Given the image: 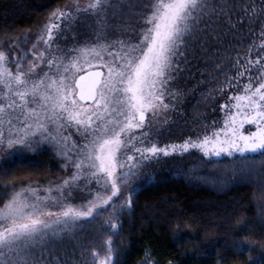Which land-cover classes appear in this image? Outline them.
Segmentation results:
<instances>
[{"label": "snow or ice", "instance_id": "obj_1", "mask_svg": "<svg viewBox=\"0 0 264 264\" xmlns=\"http://www.w3.org/2000/svg\"><path fill=\"white\" fill-rule=\"evenodd\" d=\"M241 8L237 19L234 9ZM256 11L246 0L235 5L230 0H66L48 14L30 46L21 48L16 37L9 46L15 51L0 47V147H31L38 136L63 158V168L72 169L40 185L43 196L32 181L5 185L12 190L0 203V264H72L63 253L49 251L47 241L73 233L104 211L109 212L104 224L117 229L118 212L131 206L141 169L161 155L195 148L205 157L254 153L264 160V53L245 58V64L237 57L235 74L219 81L221 91L229 89L228 103H221V111L228 109L221 127L213 120L196 137L146 142L150 120L165 116L159 121L165 123L167 110L175 106L165 97L175 101L181 94L179 88L169 92V83L187 67L189 52L212 62L220 75L219 49L209 41L222 44L245 17L252 23ZM86 17L94 42L53 43L61 30L75 38L76 21ZM110 27L134 35L108 39ZM259 32L264 48V22ZM255 46L254 39L249 53ZM245 123L255 127L243 131ZM111 241L106 237L103 255L92 248L94 264H115Z\"/></svg>", "mask_w": 264, "mask_h": 264}, {"label": "trees", "instance_id": "obj_2", "mask_svg": "<svg viewBox=\"0 0 264 264\" xmlns=\"http://www.w3.org/2000/svg\"><path fill=\"white\" fill-rule=\"evenodd\" d=\"M65 1L0 0V46L11 38L35 33L48 14ZM230 2L235 5L238 0ZM262 3L264 0H246L248 8L253 4L257 8L253 22L248 24L245 17L234 30L236 34L230 33L222 44L209 41L219 49L215 63L221 64L220 75L212 62L203 56L193 59L189 52L187 67L176 77L179 85L176 81L174 87L181 94L175 101L168 99L175 106L167 112L177 119L176 131L168 133L169 140L178 142L203 134L206 123L217 121L221 103H228L229 89L221 91V78L235 74L237 57L245 64V58L255 59L264 53L259 43L264 22ZM234 10L239 19L243 8ZM113 29L114 34L119 32ZM126 34L122 33L123 38ZM254 39L256 46L249 53ZM49 160V153L43 151L33 162L16 158L3 163L0 191L9 182L22 185L55 178L60 172ZM172 164V169H164L152 181L135 188L131 206L118 212L117 229L110 230L111 225L104 224L109 215L104 211L73 233L49 239L45 246L63 253L72 264H94L91 250L97 248L103 255L108 236L112 237L115 264H142L145 260L156 264H264V160L260 155L211 160L192 150Z\"/></svg>", "mask_w": 264, "mask_h": 264}, {"label": "rangeland", "instance_id": "obj_3", "mask_svg": "<svg viewBox=\"0 0 264 264\" xmlns=\"http://www.w3.org/2000/svg\"><path fill=\"white\" fill-rule=\"evenodd\" d=\"M66 2V1H65ZM65 2H63L62 4H64ZM61 4V5H62ZM91 20V17H86L84 20H80L78 19L74 25V29L76 32V36L75 38L73 37L72 31H63L61 30L58 34V36L53 37V43L54 44H58L61 46H67L70 45L74 42H81L83 40H92L94 42V34L91 31L90 28L85 27V25ZM41 26V25H40ZM39 26V27H40ZM114 27H110L107 33V38L108 39H121L123 38L122 33L119 31L116 34H114L113 32ZM38 30L39 28L35 31V33L33 34H27V42H24V35L20 36V40H21V48H27L28 46L31 45L33 39L35 38V36L38 34ZM134 35L133 33H129L126 34L125 38L128 35ZM115 37V38H114ZM11 40L7 41L5 43V45L0 46V47H4V50L7 52H11V51H15V47L11 46ZM26 59H31L30 54L26 57ZM12 67L14 68L15 65L13 64ZM87 70H91V69H85V71ZM177 81L176 85H179V80L175 79L173 81H171L169 83V92L171 91L172 88L176 87L175 86V82ZM172 86V88H171ZM166 101L168 102V99L170 100V96H166L165 97ZM170 103V102H169ZM171 108H169L170 110ZM172 110V109H171ZM228 109L225 108L224 111H221L220 108V112H219V116L217 118V123L215 125V127H221L223 124V119L224 116L227 114ZM150 115V114H149ZM166 122L161 124L159 123L160 120H165V116H160V117H156V118H152L150 120V131H151V135H149L146 138V142L147 141H152V140H156L158 141L160 144H166L169 142H173V138H171L169 140V132L172 131H176V129L174 128L175 124H177L176 122V118L172 115L171 113L166 112ZM255 126L254 125H249L248 123H245L243 125L242 130L243 131H251ZM176 142V140H175ZM180 142V141H178ZM195 150L197 151L199 154H203L202 152H200L198 149L195 148H190L185 152H178V153H171L167 156L161 155V157L157 160H153L151 163L147 164L145 168L141 169V177L139 180H137L135 182V188L140 187L141 185H145L146 182L152 181L159 172L163 171L164 169H172L171 166H173V162H178L179 160H181L182 155L189 153L190 151ZM43 151H47L49 153L50 156V163L51 165H53L54 167H56V169L58 170V172H60V174H58V176H56L55 178H52L51 180H47L43 183H36L33 182L32 183V187H36L38 189V193L39 195L43 196V190L39 187L40 185H47L49 181L51 182H56L59 178H62L64 175L66 174H70L71 173V167H68L67 169L63 168L61 165L64 163L63 158L60 156H57L53 146L48 143L47 141H40L39 137L37 136L36 138V142L31 146H22V145H13L12 148H7V147H0V166L3 163L9 162L10 159H22L25 161H29V162H33L36 161L38 159V153L39 152H43ZM246 154H250L253 155L254 153H233V156H228L227 153H221L220 156L217 157H206L208 159H218V158H224L225 157H229V158H233L236 155L238 156H246ZM170 162V163H169ZM172 162V163H171ZM169 163V165H168ZM175 166V165H174ZM95 183V181H93V184ZM17 186H22V185H17ZM1 188V186H0ZM12 190V189H11ZM74 193L77 197L82 196L83 194L79 192V190H74ZM7 197V188H4V191H0V203L3 202V199H5ZM120 197H118L117 199H119ZM127 208V207H126ZM111 230V228H110ZM39 250V248L36 249V251Z\"/></svg>", "mask_w": 264, "mask_h": 264}, {"label": "water", "instance_id": "obj_4", "mask_svg": "<svg viewBox=\"0 0 264 264\" xmlns=\"http://www.w3.org/2000/svg\"><path fill=\"white\" fill-rule=\"evenodd\" d=\"M92 70V69H91ZM91 70H87V71H91Z\"/></svg>", "mask_w": 264, "mask_h": 264}]
</instances>
